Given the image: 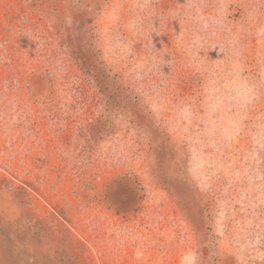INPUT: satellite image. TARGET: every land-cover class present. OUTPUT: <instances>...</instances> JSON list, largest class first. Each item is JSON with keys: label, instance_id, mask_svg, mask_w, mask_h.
Returning <instances> with one entry per match:
<instances>
[{"label": "rangeland", "instance_id": "1", "mask_svg": "<svg viewBox=\"0 0 264 264\" xmlns=\"http://www.w3.org/2000/svg\"><path fill=\"white\" fill-rule=\"evenodd\" d=\"M0 264H264V0H0Z\"/></svg>", "mask_w": 264, "mask_h": 264}]
</instances>
